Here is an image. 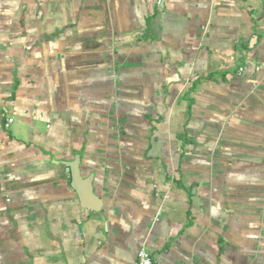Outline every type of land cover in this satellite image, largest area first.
Wrapping results in <instances>:
<instances>
[{
  "label": "crops",
  "instance_id": "1",
  "mask_svg": "<svg viewBox=\"0 0 264 264\" xmlns=\"http://www.w3.org/2000/svg\"><path fill=\"white\" fill-rule=\"evenodd\" d=\"M142 249L264 264V0H0V264Z\"/></svg>",
  "mask_w": 264,
  "mask_h": 264
},
{
  "label": "water",
  "instance_id": "2",
  "mask_svg": "<svg viewBox=\"0 0 264 264\" xmlns=\"http://www.w3.org/2000/svg\"><path fill=\"white\" fill-rule=\"evenodd\" d=\"M63 164L67 169L71 187L79 197L81 207L96 213L100 212L104 203L95 193L93 185L95 175L91 174L87 178L82 175V159L79 155H76L73 161Z\"/></svg>",
  "mask_w": 264,
  "mask_h": 264
},
{
  "label": "built area",
  "instance_id": "3",
  "mask_svg": "<svg viewBox=\"0 0 264 264\" xmlns=\"http://www.w3.org/2000/svg\"><path fill=\"white\" fill-rule=\"evenodd\" d=\"M243 72V70H240V74ZM13 122V119H8L7 124L5 125L6 128H9V125ZM137 264H155L154 263V259L151 255V253L146 250V249H142L139 253H138V258H137Z\"/></svg>",
  "mask_w": 264,
  "mask_h": 264
}]
</instances>
